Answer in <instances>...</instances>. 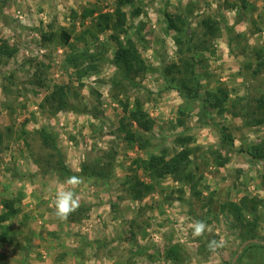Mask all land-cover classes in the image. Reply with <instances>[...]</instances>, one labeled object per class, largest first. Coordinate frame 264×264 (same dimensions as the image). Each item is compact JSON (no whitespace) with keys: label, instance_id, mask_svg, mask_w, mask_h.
I'll return each instance as SVG.
<instances>
[{"label":"rangeland","instance_id":"1","mask_svg":"<svg viewBox=\"0 0 264 264\" xmlns=\"http://www.w3.org/2000/svg\"><path fill=\"white\" fill-rule=\"evenodd\" d=\"M119 2L0 0V38L18 50L0 72V214L8 201L21 211L0 226V236L8 235L0 240V264H264V157L257 155H264V125H255L254 113L264 95V0H124V33L102 31L98 16L111 15L112 24ZM174 17L186 22L176 23L177 33L168 30ZM208 20L219 29L214 36ZM64 30L68 46L60 40ZM128 43L151 69L132 82L112 63ZM73 55L83 56L82 70H96L79 81L66 65ZM184 56L197 61L188 97L161 70ZM57 85L68 87L74 111L41 108ZM221 90L228 100L213 109L207 96L223 98ZM136 101L155 121L145 150L119 130L128 120L121 103ZM43 134L83 178L75 189L80 205L66 221L56 218L53 201L71 186ZM188 137L192 163L185 173L195 174L197 190L170 176L135 199L134 182L150 183L136 161L172 158ZM85 166L92 177L83 175ZM244 198L251 203L238 219L231 205ZM197 220L208 225L200 237L192 234ZM221 238L224 246L210 251L208 242ZM175 246L177 263L167 257Z\"/></svg>","mask_w":264,"mask_h":264},{"label":"trees","instance_id":"2","mask_svg":"<svg viewBox=\"0 0 264 264\" xmlns=\"http://www.w3.org/2000/svg\"><path fill=\"white\" fill-rule=\"evenodd\" d=\"M131 1V0H130ZM122 3H124V0H120L118 3V8L116 10V16L117 20L114 21L112 24L111 21V15L109 14H101L98 16L97 19V25L101 27L102 31H113V33L123 34L124 26H125V14L121 11L122 10ZM140 12V11H138ZM137 12V13H138ZM94 11H90L89 14H94ZM88 15V14H87ZM173 22L170 26H168V30L177 33L180 31L179 27L176 23H183L185 24L184 20L179 18H169ZM176 21V22H174ZM207 27V33L214 36L215 32H217L219 29L218 27L214 26L215 23L211 20H208L207 22H204ZM188 36V34H187ZM60 40L65 45L68 46L71 41V33L64 30L60 34ZM43 41L45 43L50 42L51 38H48V36L45 34L43 35ZM191 41H193V38H191ZM178 43L181 45L182 42ZM191 50V48H190ZM18 53V50L16 47H13L9 44L8 41L3 40L0 38V72H1V65L3 59H11L15 57ZM84 58L81 55H73L68 56L66 58V65L71 66L75 71V74L77 76V79L80 81L82 78H84L90 71L96 70V66L93 65L90 66V68H87L89 70H82L81 69V62H83ZM114 66L117 68V70L121 73L124 80L132 82L133 77L137 75H141L147 71H151L150 68L145 64L139 49L132 43H128L126 46H119L117 51L115 52L113 62ZM197 64L196 58H190L184 56L180 59L179 63L172 64L168 66L167 68H162V74L169 78V85L173 88H177L180 92L184 94L185 97H188V95L194 94L193 90V80H192V72L194 75V69L195 65ZM39 82L40 80L37 79L35 82ZM38 82L36 83L37 85ZM197 87H199V84H197ZM200 88V87H199ZM195 90L196 99H200L198 94L200 89ZM69 92L68 87L65 85H57L53 88L52 91L45 97L43 103L41 104V108L45 110L46 107H48L51 111L55 113L59 112H67V111H74V107L72 106L70 99H69ZM221 95L223 98H220L218 94H208L207 97L212 98V102H210V106L213 109H218L222 107V103L224 101L228 100L229 93L228 91L221 90ZM262 100L258 103V106L256 108V115L258 118L255 120V125L262 126L264 125V95L262 96ZM203 105V109L207 107L208 102L201 101ZM125 114L128 115V120L123 122L121 124V127L119 130L121 133L125 136V140L128 142H134L137 145L141 147L142 150L148 149L150 147V142L147 139L148 134L153 132L155 127V121L151 118L150 114L146 112L144 109V106L140 101H136L133 105L128 103H121ZM254 113L252 112V116H254ZM134 124H137L139 129L136 131L134 130ZM219 131V129H218ZM2 135L0 134V144L2 143ZM43 145L46 149L52 151L59 158V170L57 171L60 173V175L64 176H72L73 174L67 169L63 162V155L60 149L57 146L56 141H54L53 137L49 134H43ZM229 139V138H227ZM192 142V138H184L180 140V144L182 145V150L178 152L174 157L168 158L165 156V154L162 155H152L149 159H139L136 161L137 168L144 172L145 175H147L148 179L150 180V183H145L142 181H135L134 184L131 187V191H133V195L135 199H140L144 195L151 193L155 189H157L158 186L162 185V181L170 176H178L180 178H183L182 181H185L187 187L190 189H193L194 191L197 190V185L195 183V174L191 171H188L185 173V170L188 165L192 163L191 155L192 151L189 148H186V145L188 143ZM229 142L233 143V140H229ZM259 151V150H258ZM260 158L264 157V155L261 152H258L257 154ZM219 159H216L218 162H220L222 156L219 155ZM57 169V168H56ZM87 166L83 167V175L87 177H92V173L89 172ZM197 194V192L195 193ZM250 200L248 198H244L241 200L240 207H238L239 204L231 206V211L235 213V216L238 217V219L241 218V209L242 207H247ZM20 203L22 200L19 201ZM252 211H257L258 204H255L252 201ZM5 209L6 211L1 215L0 214V226L3 228V224L7 221V219H15L19 217L21 214V211L17 209V206L14 201H8L5 203ZM74 216V214H73ZM8 239L7 233H4L0 236L1 242H6ZM262 247L261 245H258ZM180 248L179 246H175L168 250L167 257L169 259H172L175 263L179 261L180 258Z\"/></svg>","mask_w":264,"mask_h":264},{"label":"clouds","instance_id":"3","mask_svg":"<svg viewBox=\"0 0 264 264\" xmlns=\"http://www.w3.org/2000/svg\"><path fill=\"white\" fill-rule=\"evenodd\" d=\"M83 182V178L72 175L65 178L64 183L71 186L70 189H62L57 190L54 198V206H55V216L57 219L61 221H66L68 217L75 212L80 205L79 194L75 189ZM193 227V236L200 237L205 231L208 229V225L203 220H197L192 225ZM224 246V241H217L215 239L208 242L207 247L210 251H216L218 248Z\"/></svg>","mask_w":264,"mask_h":264}]
</instances>
